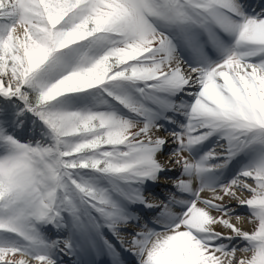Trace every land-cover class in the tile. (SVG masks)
<instances>
[{
	"label": "snow or ice",
	"instance_id": "1",
	"mask_svg": "<svg viewBox=\"0 0 264 264\" xmlns=\"http://www.w3.org/2000/svg\"><path fill=\"white\" fill-rule=\"evenodd\" d=\"M105 229L137 264H264V8L0 0V264H123Z\"/></svg>",
	"mask_w": 264,
	"mask_h": 264
},
{
	"label": "bare ground",
	"instance_id": "2",
	"mask_svg": "<svg viewBox=\"0 0 264 264\" xmlns=\"http://www.w3.org/2000/svg\"><path fill=\"white\" fill-rule=\"evenodd\" d=\"M245 2L247 3V5L253 9V6L258 4V6L255 8V10L259 11L261 8H264V5H262L264 2V0H245ZM158 135L161 136H166L167 133L166 132H159L157 133ZM169 145H171V141H169ZM209 148L213 147V144H209L208 145ZM166 151H170V147L166 148L164 153L159 157L162 161H165L168 159V153H166ZM168 167L170 168H174L173 171L166 173V177L167 180L165 182V176L161 177L160 182L156 183V184H151L149 183V185L147 186L146 190H145V196L148 200V202L150 203H159L161 201H164L168 195V193L170 191H173L172 187H171V182L174 179L179 178V173H180V169L179 166H176L174 164H169ZM203 196L205 197H209V193L205 192L202 193ZM245 196L248 195V193H244ZM234 207L236 206V202L235 201H231L230 202ZM133 211H135L137 214H139V216L141 217V222H145V221H152V219L157 215V213L159 212L158 208H153V209H148L145 208L143 206H136ZM236 214L245 216L247 215L246 213V209L244 208H239L236 207ZM233 222H235V216L232 217ZM241 227H243L245 230H249L251 228V225L248 223H243L242 225H240ZM218 230L222 231V232H227V229L224 228H220L218 227ZM129 231H125L123 233L125 240L130 238V234ZM53 233L54 235H57L56 231L52 228L49 229V233ZM50 233V236L52 237V234ZM60 236H65L66 233H59ZM105 235L108 236V238L110 240L113 241L114 244H116L117 250L121 253V258L123 261V264H136L137 260L136 257L132 255L131 252L129 251H125V248L127 247V244L124 245V247H121V245L119 243L116 242V240L107 232V229H105ZM55 238V237H54ZM239 255V253H238ZM68 257V256H67ZM88 259L92 260L94 262V264H110V258L106 255V254H100V255H96V256H92L89 257ZM62 264H72V261L68 262L66 261V257H63V261Z\"/></svg>",
	"mask_w": 264,
	"mask_h": 264
},
{
	"label": "rangeland",
	"instance_id": "3",
	"mask_svg": "<svg viewBox=\"0 0 264 264\" xmlns=\"http://www.w3.org/2000/svg\"><path fill=\"white\" fill-rule=\"evenodd\" d=\"M169 151H166V153H168ZM210 195V194H209ZM47 232H48V234L50 235V233H49V228L47 229ZM64 257H66V261H72L69 257H67V256H64ZM137 264V263H136Z\"/></svg>",
	"mask_w": 264,
	"mask_h": 264
}]
</instances>
